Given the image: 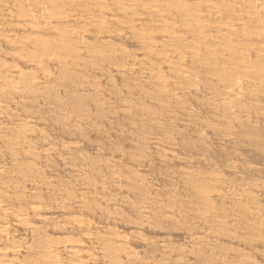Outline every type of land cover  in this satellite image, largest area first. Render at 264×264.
<instances>
[{"label": "bare ground", "instance_id": "obj_1", "mask_svg": "<svg viewBox=\"0 0 264 264\" xmlns=\"http://www.w3.org/2000/svg\"><path fill=\"white\" fill-rule=\"evenodd\" d=\"M183 120H264V0H0V264H264L261 169Z\"/></svg>", "mask_w": 264, "mask_h": 264}, {"label": "rangeland", "instance_id": "obj_2", "mask_svg": "<svg viewBox=\"0 0 264 264\" xmlns=\"http://www.w3.org/2000/svg\"><path fill=\"white\" fill-rule=\"evenodd\" d=\"M116 44H118V43H116ZM118 45H120V46H124L126 49H128V50H130L131 48L130 47H128V45H124V44H118ZM112 100V99H111ZM113 101V100H112ZM115 102V101H114ZM148 102V101H147ZM147 102H145L146 104H147ZM150 102H148V104H149ZM113 104V103H112ZM147 104V105H148ZM192 105V108H194V109H192L194 112H196V110H195V107H199L200 108V106H197V104L195 105L194 103H191ZM195 105V107H193L194 105ZM117 105V104H116ZM146 105V106H147ZM150 105H152L151 103L149 104V106ZM247 105V104H246ZM190 106V107H191ZM201 108H203L202 106H201ZM206 109V110H205ZM205 109H203V110H199V109H197L198 111H200V112H198L197 111V113H194V116H197V115H199V118L198 119H196V120H201L202 122H204L203 121V119H205V121H210V120H208V118L207 117H210V115H211V117H212V115L213 116H215L216 114H212V113H210V112H208V110L209 109H207V107H205ZM177 110H179V108L177 109ZM176 109H174V111H176L175 113L176 114H178L179 112L177 111ZM212 112V111H211ZM220 113L221 112H218V114H217V116L219 115V118H220ZM180 114H182L181 112H180ZM179 115V114H178ZM217 116H215L214 118H216ZM198 117V116H197ZM197 117H195V118H197ZM209 118V119H212V118ZM213 118V121L215 120ZM218 118V117H217ZM120 119V118H119ZM207 119V120H206ZM195 119L193 118V120L192 121H194ZM119 122H121L119 125H115V126H113V125H107L106 124V129L110 132V134L111 135H113L112 137H111V135H110V137H111V140H112V138H113V140H115L114 142L117 144L118 143V141H117V138L115 137L116 135H114V133H120V129L122 130L123 129V123H124V121L123 120H118ZM192 121H190V122H192ZM220 121V120H219ZM219 121H214V124L216 123V122H219ZM185 122H187V121H184L183 120V123L181 124L183 127H184V125H186L189 129H192V130H194V129H198V128H196L193 124H192V126H194L195 128L193 129V128H191V123H185ZM199 122V121H198ZM211 122V121H210ZM220 122H222V121H220ZM219 122V124H217V125H219L220 126V124H225V123H220ZM247 122V124H245V122H244V124L242 123V122H240V124L237 126V128L235 129L236 131H235V135L237 136V138H238V142H236V146L234 145V144H230V145H223V144H217V142L215 141V139H213L212 137H216L215 135H214V131H213V133H212V131H211V129H209V128H201V133H199L197 130H194V131H190L189 129H186L185 131V133L183 132V134L181 133V135L182 136H185L184 137V139L186 138H188V133L189 132H191V135L193 136H191V135H189V136H191V138L190 139H192V138H194L195 136H198L199 134H201V136L203 137L204 135L206 136H208L207 138H208V140L205 142L204 140V144L206 143V145H204V144H202V145H200L199 144V142L197 141V140H202L201 138L202 137H200L199 138V136L197 137V138H199V139H195L194 141H193V139H192V141H188L189 140V138H188V140H183V142L184 141H186V142H192V143H194L195 145H193L192 146V144L191 143H189V144H187V146H186V143H184V145H183V143H182V148H181V146H180V150H181V155H183V157H184V155H185V157L189 160V158H190V160H192L193 158L195 159L196 157L198 158V157H202L203 155V157H205V159L206 160H208V158H209V161L210 162H212V163H215V166L214 165H212V167H216V169H217V167H220L219 169L221 170L222 168H224L225 167V172H223V173H226L227 171H228V168L230 167V166H232V165H234V167H235V165H237L238 166V164H239V167H243L242 165H246V166H248L249 168H250V166L252 165V166H256V167H259L260 169H261V173L260 174H263L264 175V120H260V121H258V122H256L254 125L256 126H254V125H252V124H250L251 122H250V120L249 121H246ZM250 122V123H249ZM254 122V121H253ZM118 123V122H117ZM212 123V122H211ZM175 125H173V127L175 128V126H176V128L175 129H177V131L179 132L180 130H182V126H180L178 123L176 124V123H174ZM213 124V123H212ZM48 125V124H47ZM124 125H125V123H124ZM178 125V126H177ZM216 125V126H217ZM45 127H43V129L44 128H48L46 125H44ZM49 126V125H48ZM226 126V125H225ZM225 126H223V127H225ZM254 126V127H253ZM51 126H49V128H50ZM181 127V128H180ZM187 127H185V128H187ZM218 127V126H217ZM217 127H215V128H217ZM222 126H221V129L223 128ZM48 128V130H46V133H48V134H51L52 135V137H56V136H58L55 132H53V129H52V127L49 129ZM178 128H180V130L178 129ZM199 128V129H200ZM214 128V127H213ZM207 129H209V130H207ZM218 129H220V128H218ZM214 130V129H213ZM223 130V129H222ZM51 131V132H50ZM183 131H184V129H183ZM204 131H207V134L205 133L204 135H203V132ZM208 131H209V133L210 134H208ZM193 132V133H192ZM197 132L199 133L198 135H196L197 134ZM187 133V134H186ZM186 134V135H185ZM190 134V133H189ZM211 134H213V135H211ZM212 136V137H210V136ZM89 136V135H88ZM93 136V135H92ZM91 136V138H90V136H89V140H88V143H79V145H80V152L83 154V155H89V157H91L90 155H96L94 152H93V148L91 147L92 145V140L94 139V141H95V136H93L92 137ZM97 140V139H96ZM122 140V141H121ZM92 141V142H91ZM121 141V142H120ZM120 141H119V143L120 144H118V146H121V147H123V144H124V146L125 147H123V148H125V150H126V147H127V143H126V141H124L123 139H121V137H120ZM214 141L216 142V143H214ZM107 142V141H106ZM90 143V144H89ZM126 143V144H125ZM217 144V145H216ZM209 147H208V146ZM219 145H221V146H219ZM90 146V147H89ZM188 146H189V148H188ZM206 147L207 148H209L210 150H208V149H206ZM90 148H92V149H90ZM204 148H205V150H207V151H209V153L207 152V154L209 155V157L207 156V154H206V152L205 151H203L204 150ZM213 150H212V149ZM133 150V149H132ZM186 151V154H185V152H183V151ZM235 150H238L237 152H235L236 154H238V156H234V155H236L235 153H234V151ZM95 151V150H94ZM205 152V153H204ZM234 153V155H233V153ZM183 153V154H182ZM188 153V154H187ZM204 153V154H203ZM206 154V155H205ZM180 155V156H181ZM230 155L233 157H231L230 158ZM86 156V157H87ZM208 158H207V157ZM202 157V158H203ZM236 157V158H235ZM229 158V159H228ZM193 159V160H194ZM211 159V160H210ZM227 159H228V161H232V163L228 166V167H226V166H224V165H226V163H228V161H227ZM230 159H232V160H230ZM209 162V163H210ZM207 163V164H206ZM206 165H208L209 163H208V161H206ZM211 163V164H212ZM201 165V166H198V165ZM203 164H204V161L202 162H200V163H196L195 165L196 166H193L194 165V163H192V165H190V166H193V167H190L189 165H188V168H191V170L194 168V167H196V168H194L193 170L195 171V169L197 170V169H199V170H205V168L203 167ZM229 164V163H228ZM227 164V165H228ZM206 165H205V167H206ZM169 166H170V168H169ZM169 166H168V168L170 169V170H173L174 168H172V166L174 167L175 165H172L171 166V164H169ZM209 166H210V164H209ZM209 166H207L206 167V170H207V168L209 167ZM246 166H244V167H246ZM156 167H158V166H156ZM197 167H199V168H197ZM203 168V169H201V168ZM247 167V168H248ZM152 168H155V167H152ZM165 168V169H164ZM164 168H161V170H160V168L158 167V169L157 168H155V169H152V171L153 172H163V171H165V172H168V171H170L168 168V170H166V166H164ZM172 168V169H171ZM258 168V169H259ZM218 169V170H219ZM160 170V171H159ZM192 170V171H193ZM243 170V173L241 174L242 176H243V174H247V175H249L248 177H250L251 179H249V181H251L252 180V182H254L255 181V179H258V180H256V182H259V180H261L262 179V181H264L263 180V178L262 177H264L263 175L262 176H260V174L258 173L257 175L255 174V173H253V174H255V175H252V171H250L249 169H248V171L249 172H251V173H249L248 171H245V173H244V169H242ZM198 171V170H197ZM58 172H60V173H58V177L59 176H61V177H59L60 179H62V181L64 180L65 181V183H71V184H73L72 182V180L70 181L69 179V177H67V173L65 172V171H58ZM65 172V173H64ZM247 172V173H246ZM62 173V174H61ZM64 173V174H63ZM164 173V172H163ZM250 174L252 175V176H250ZM64 175V176H63ZM64 177V179H63V177ZM246 176V175H245ZM245 176H243V177H245ZM257 178H256V177ZM260 177V179H259V177ZM66 177V178H65ZM247 177V178H248ZM69 180V181H68ZM167 182V181H166ZM251 182V183H252ZM255 183V182H254ZM160 185H161V183H160ZM165 186H167V184H164L163 183V185H162V187H165ZM161 187V186H160ZM130 214H132V213H130ZM128 215V216H131V215ZM130 218H132V216L130 217ZM126 232H129L128 230H126ZM153 234V233H152ZM151 234V235H152ZM154 236H156L157 234H153ZM173 235V234H172ZM172 235H170V237L171 238H174V239H178V237L176 238V237H174L175 235H173V237H172Z\"/></svg>", "mask_w": 264, "mask_h": 264}]
</instances>
